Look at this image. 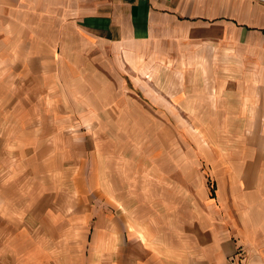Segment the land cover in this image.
Here are the masks:
<instances>
[{
    "label": "rangeland",
    "instance_id": "1",
    "mask_svg": "<svg viewBox=\"0 0 264 264\" xmlns=\"http://www.w3.org/2000/svg\"><path fill=\"white\" fill-rule=\"evenodd\" d=\"M65 28L54 48L0 49V200L110 183L175 207L232 155L264 154V71L243 44L166 54Z\"/></svg>",
    "mask_w": 264,
    "mask_h": 264
},
{
    "label": "crops",
    "instance_id": "2",
    "mask_svg": "<svg viewBox=\"0 0 264 264\" xmlns=\"http://www.w3.org/2000/svg\"><path fill=\"white\" fill-rule=\"evenodd\" d=\"M66 25L166 54L241 43L264 71L260 0H0V49L57 47ZM249 154H231L212 168L211 188L203 176L198 194L189 200L186 187L175 207L110 183L44 184L31 186L34 195L1 197L0 264H264V154Z\"/></svg>",
    "mask_w": 264,
    "mask_h": 264
},
{
    "label": "built area",
    "instance_id": "3",
    "mask_svg": "<svg viewBox=\"0 0 264 264\" xmlns=\"http://www.w3.org/2000/svg\"><path fill=\"white\" fill-rule=\"evenodd\" d=\"M261 2H264V0H260Z\"/></svg>",
    "mask_w": 264,
    "mask_h": 264
}]
</instances>
